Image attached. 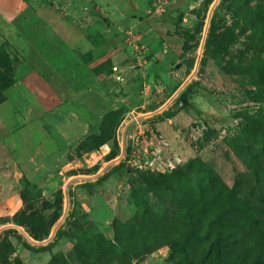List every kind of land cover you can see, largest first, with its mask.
Wrapping results in <instances>:
<instances>
[{
  "label": "rangeland",
  "instance_id": "obj_1",
  "mask_svg": "<svg viewBox=\"0 0 264 264\" xmlns=\"http://www.w3.org/2000/svg\"><path fill=\"white\" fill-rule=\"evenodd\" d=\"M22 1L14 23L0 20V97L13 95L19 127L55 106L48 78L90 88L92 79L118 82L115 66L131 78L134 69L123 66L133 67V54L122 60L134 45L147 63L141 81L155 83L142 107L160 114L147 125L157 123L152 147L161 149L139 156L153 168L104 164L101 151L84 158L119 132L108 112L69 153L66 175L3 177L0 264H264V0H132L135 20L120 23L127 30L86 6L75 20L79 5ZM71 31L83 33L77 45L62 38ZM113 93L100 98L103 111L127 99ZM142 132L138 142L151 141ZM41 135L34 126L19 137Z\"/></svg>",
  "mask_w": 264,
  "mask_h": 264
},
{
  "label": "crops",
  "instance_id": "obj_2",
  "mask_svg": "<svg viewBox=\"0 0 264 264\" xmlns=\"http://www.w3.org/2000/svg\"><path fill=\"white\" fill-rule=\"evenodd\" d=\"M48 1L55 5L68 7L79 5L81 13L75 15V20H79L85 16V6L88 11H90V13H88L92 16H96V14L99 16L100 14L107 13L111 16V20L119 23V26L115 27L116 30H127L120 25V23L125 24L135 20L133 17L134 15L129 16L130 13L134 11L131 7L132 0ZM22 3H24L22 0H0V20L6 23H14L21 16L23 9V6H21ZM144 10L149 12V7ZM136 12H140L139 8H137ZM137 19L139 21V18ZM43 20L48 21L50 19L45 17ZM77 33L73 31L65 32L62 38L66 43L77 45L79 42L77 39L83 38V33L81 31L78 33L79 35H77ZM125 50H127L128 53L125 54L122 61H126L128 56H131L129 54H133V61L135 64L133 67H131L130 64H125L123 69L133 68L134 70L132 73L134 78L133 76L131 78L129 76L125 81L124 79L122 80L118 74L119 72H117L116 66L114 67L116 69L114 75L118 82L109 81L110 79L107 81L92 79L90 84H87L91 86L90 88H86L81 81L76 79L65 80L48 78L47 80L55 95L56 104L53 108L43 113L41 118H38V120L31 124H24L19 127L18 120L21 115L12 99L13 95L10 96L7 94L6 100L0 104V191L3 190V177H13V173L16 174V177H20L21 174L26 177H45L50 174L59 176L66 175L65 172L67 168L73 164L69 153L77 152L80 144L87 138L98 133L100 130L99 119L105 117L108 112L119 113L120 120L117 125L119 132L124 126L123 131H121L122 135L118 132L111 141L103 143L100 147L86 149L82 152L84 153V158H92L95 156L94 154L98 155L101 151L102 154L101 156L99 154L98 158L101 159L104 164H120L122 162L126 164L131 162L132 158L137 156V153L132 146L131 139H129L130 136H127L130 130H135L134 133L143 130L147 138L149 137V139H151V141L149 140L147 143L142 140L140 141L142 142L141 144L138 142L140 145L139 155H147L146 151L151 150L148 155L152 156L155 151L157 152L158 149H161L160 143V147L157 146V144L152 147L154 138L155 141L159 142L157 135L153 134L155 131L159 132L156 125L157 123L154 124V127H156L155 131H151L153 125L150 127L147 125L148 121L158 116L157 114H159V112L157 109L146 111L145 107H142L146 99L145 91L147 87L155 86V83L149 84L151 82L149 78H147V83L141 81V73L144 68L143 65H147V63L141 60V54L138 52L137 47L130 45ZM31 58L35 60L37 65L39 58L33 54H31ZM135 59L137 61H135ZM42 67L46 69L44 65H42ZM123 69H120V71ZM160 80H162L161 83L164 85L168 83L166 82V78H160ZM168 80L170 79L168 78ZM114 86H120V88L116 90ZM178 89L179 86L176 87V91ZM118 91L126 94L124 96L118 94L116 97H125L127 95V99L125 101L117 100L118 103H115V106H109L110 102L108 101V111H103V104L100 98L107 96L106 94L110 92H115L117 94ZM113 96L115 98L114 93ZM171 99L167 103L168 106L172 102ZM163 106L165 108V105ZM32 111L28 109V113L36 116V111L34 109ZM37 121L39 123L42 121L43 124L40 125L39 123H35ZM51 125L55 126V128ZM34 126H36V129L39 127L41 130V138L35 142L22 141L19 136L21 134L26 135L29 131H32V128L34 129ZM149 134L152 135L150 136ZM113 144L117 146L115 155H108L106 159H103L110 145L114 146ZM124 167H126V165H124ZM73 168H77L76 165H73ZM7 170L11 173L7 172Z\"/></svg>",
  "mask_w": 264,
  "mask_h": 264
},
{
  "label": "trees",
  "instance_id": "obj_3",
  "mask_svg": "<svg viewBox=\"0 0 264 264\" xmlns=\"http://www.w3.org/2000/svg\"><path fill=\"white\" fill-rule=\"evenodd\" d=\"M261 1H263V0H261ZM182 16H183L182 14H179L178 22H182V18H183ZM259 20H260V25L258 27H260L262 30H264V11H263L262 14H260ZM9 72L12 73V69L11 68L9 69ZM12 84H13V79L8 78L7 81H6V83L3 85L4 86L3 88L6 89V88L10 87ZM181 98H183V100H184L183 102H184L185 106H190V103L188 101H186V99H185L184 96L181 97ZM4 101H5V98L4 97H0V104L3 103ZM111 113H113V115L116 116V119L118 118V122H117V124H118L119 123V120H120L119 113L118 112H110L108 114H111ZM117 124L114 126V128L117 126ZM100 128H101V125H100ZM112 139H113V137H112ZM112 139H108L107 141H111ZM103 143H105V142H103ZM113 145H114L113 147L116 149L117 148L116 144H113ZM34 239L36 240L38 238L37 237H34Z\"/></svg>",
  "mask_w": 264,
  "mask_h": 264
},
{
  "label": "built area",
  "instance_id": "obj_4",
  "mask_svg": "<svg viewBox=\"0 0 264 264\" xmlns=\"http://www.w3.org/2000/svg\"><path fill=\"white\" fill-rule=\"evenodd\" d=\"M113 70L116 71L115 68H113ZM142 134H144L142 131H138L137 135L132 136V139H131L132 144H133L132 146H133L134 150L136 151L137 156H134L132 158V161L129 163L131 164V166H134L136 168H153V166H154L153 160L146 161L143 164L141 163V160H139V158H140L139 157L140 156L139 155L140 154V151H139L140 145L138 144V139H140V136ZM146 153H147V151H146ZM147 155H148V153H147Z\"/></svg>",
  "mask_w": 264,
  "mask_h": 264
},
{
  "label": "water",
  "instance_id": "obj_5",
  "mask_svg": "<svg viewBox=\"0 0 264 264\" xmlns=\"http://www.w3.org/2000/svg\"><path fill=\"white\" fill-rule=\"evenodd\" d=\"M45 205H47V203H46V202H43V203H42V206H45Z\"/></svg>",
  "mask_w": 264,
  "mask_h": 264
}]
</instances>
